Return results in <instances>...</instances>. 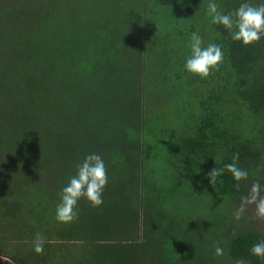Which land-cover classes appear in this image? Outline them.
I'll list each match as a JSON object with an SVG mask.
<instances>
[{
  "label": "trees",
  "instance_id": "16d2710c",
  "mask_svg": "<svg viewBox=\"0 0 264 264\" xmlns=\"http://www.w3.org/2000/svg\"><path fill=\"white\" fill-rule=\"evenodd\" d=\"M215 2L228 13L245 0ZM208 3L0 0L1 256L264 264L250 251L264 241V220L252 205L234 216L251 183L264 185V37L234 41L211 22ZM193 32L224 53L206 79L185 69ZM92 153L108 170L104 202L81 199L79 218L61 223L60 193ZM237 153L248 180L237 189L225 169L212 185L208 173ZM37 233L51 241L41 254Z\"/></svg>",
  "mask_w": 264,
  "mask_h": 264
},
{
  "label": "clouds",
  "instance_id": "9594fccd",
  "mask_svg": "<svg viewBox=\"0 0 264 264\" xmlns=\"http://www.w3.org/2000/svg\"><path fill=\"white\" fill-rule=\"evenodd\" d=\"M207 8L211 22L227 29L234 41L251 46L258 44L264 37V4L253 5L245 0L234 11L224 13L220 11L215 0H209ZM190 48L191 55L185 63V69L189 73L206 79L220 70L224 62V53L220 45L209 43L204 46L201 35L193 32ZM238 161L239 154L237 153L233 155V162L226 164L223 169L214 167L208 173L210 183L215 185L218 180L222 183L221 177L226 169L237 181L236 187L239 189V182L247 181L249 173L246 169L238 166ZM108 180V170L102 156L96 153L87 155L77 165L76 174L70 178L69 183L60 193L61 199L56 207V219L61 223H71L77 220L79 218L78 203L81 199H87L93 207H100L104 202L103 193ZM249 205L255 207L256 218L264 219V185H261L259 181H253L247 195L242 197L241 206L234 213L235 219H242ZM50 242L37 233L33 240L35 252L43 253L44 244ZM250 251L252 255L264 260V241L253 244ZM214 254L216 256L224 255V249L219 243L214 247ZM235 264H246V261L240 258L236 260Z\"/></svg>",
  "mask_w": 264,
  "mask_h": 264
},
{
  "label": "rangeland",
  "instance_id": "374dc122",
  "mask_svg": "<svg viewBox=\"0 0 264 264\" xmlns=\"http://www.w3.org/2000/svg\"><path fill=\"white\" fill-rule=\"evenodd\" d=\"M264 220V219H263ZM5 222H4V220L1 222V225H0V233L1 234H4V230H6V225L4 224ZM12 235H14V232H12ZM5 245H6V243L5 242H3ZM13 248H15V249H19L20 247H22V246H19V244L17 245V246H12ZM9 248H10V246H9ZM3 249H4V247H3ZM7 250V249H6ZM32 255V254H31ZM177 255H180V253L179 252H177ZM2 262L3 261H1L0 260V264H2ZM7 263L6 264H9V262L10 261H6Z\"/></svg>",
  "mask_w": 264,
  "mask_h": 264
},
{
  "label": "crops",
  "instance_id": "0c3cea01",
  "mask_svg": "<svg viewBox=\"0 0 264 264\" xmlns=\"http://www.w3.org/2000/svg\"><path fill=\"white\" fill-rule=\"evenodd\" d=\"M0 260L3 261L2 264H6L7 263L6 261H10L9 264H15L9 258L1 256V255H0Z\"/></svg>",
  "mask_w": 264,
  "mask_h": 264
}]
</instances>
